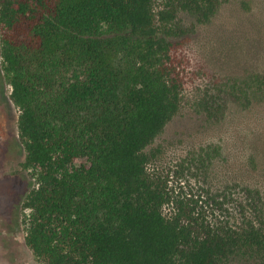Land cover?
Instances as JSON below:
<instances>
[{
  "label": "trees",
  "instance_id": "1",
  "mask_svg": "<svg viewBox=\"0 0 264 264\" xmlns=\"http://www.w3.org/2000/svg\"><path fill=\"white\" fill-rule=\"evenodd\" d=\"M225 0H0L2 56L20 108L27 243L45 264H264V197L244 187L228 220L175 212L148 146L182 106L176 50ZM181 65V64H180ZM198 106L264 104V71L217 78ZM224 94V95H223Z\"/></svg>",
  "mask_w": 264,
  "mask_h": 264
},
{
  "label": "rangeland",
  "instance_id": "2",
  "mask_svg": "<svg viewBox=\"0 0 264 264\" xmlns=\"http://www.w3.org/2000/svg\"><path fill=\"white\" fill-rule=\"evenodd\" d=\"M163 4L156 0V9ZM181 17L191 28L176 50L182 106L148 146V171L169 190L173 202L165 204L166 215L183 198L195 215L217 224L234 213L244 187L258 188L264 197V104L246 106L230 97L226 113L214 119L198 102L206 91L218 94L217 78L264 71V0H225L208 24L185 13ZM3 32L0 24V264H45L26 239L30 210L25 201L37 182L25 166L21 111L4 66Z\"/></svg>",
  "mask_w": 264,
  "mask_h": 264
}]
</instances>
